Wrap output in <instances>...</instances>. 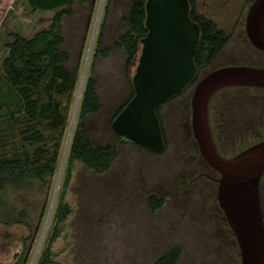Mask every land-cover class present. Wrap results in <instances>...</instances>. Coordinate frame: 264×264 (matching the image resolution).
Here are the masks:
<instances>
[{
	"label": "rangeland",
	"instance_id": "obj_1",
	"mask_svg": "<svg viewBox=\"0 0 264 264\" xmlns=\"http://www.w3.org/2000/svg\"><path fill=\"white\" fill-rule=\"evenodd\" d=\"M131 1L73 0L72 14H63L57 23L64 37L62 48L70 54L66 66L70 70L78 69L79 73L68 103L60 162L50 179H31L17 188L7 187L4 198L23 209L27 216L24 222L0 223V264L38 262L52 228V205L60 188L88 72L98 81L101 102V109L87 120L88 130L96 143L115 144L118 155L104 172H96L79 160L73 162L65 194L70 213L52 243V261L48 264H152L173 245L181 248L177 264H241L237 241L217 200L214 178L219 175L197 154L191 132L190 98L195 84L159 109L167 140L162 152L146 150L123 136L120 141L111 129V116L129 95L134 72V66H127L125 52L115 46L128 27L125 18ZM231 1L198 0L197 7L230 30L241 4V0ZM247 8L239 17L243 32ZM60 9H33L28 0H0L1 76L12 34L31 37L48 29ZM236 49L239 54L234 52ZM249 57L262 61L248 45L245 33L239 37L234 32L213 64L199 76L214 66L246 61ZM0 86L6 89L5 84ZM227 92L238 96L234 101L242 120L246 111L252 115L250 122L245 120L238 128L234 138H217L224 153H235V147L253 141H246L249 134L256 138L264 136V91ZM251 95L258 102H250ZM60 100L66 103L64 97ZM18 140V128L12 130L0 117V153L10 154L15 148L21 149ZM150 195L163 198V205L151 210ZM32 230L35 233L30 238Z\"/></svg>",
	"mask_w": 264,
	"mask_h": 264
},
{
	"label": "trees",
	"instance_id": "obj_2",
	"mask_svg": "<svg viewBox=\"0 0 264 264\" xmlns=\"http://www.w3.org/2000/svg\"><path fill=\"white\" fill-rule=\"evenodd\" d=\"M28 1L33 9H61L53 17L48 29L40 30L31 37L13 33V39L8 43V53L3 59L4 74L0 75V83L5 84L6 89L3 90L0 86V117L12 130L18 128V143L21 146V149L15 148L10 154L0 153V223L5 224L24 222L27 216L23 209H18L4 198L3 194L7 187L17 188L31 179L45 181L47 177L49 179L54 177L60 162L61 139L68 124V103L72 100L79 77L78 69L70 70L66 66L70 54L62 48L64 37L57 24L63 14H72L73 0ZM145 1H131L125 18L128 27L115 43L116 47L125 52L128 68L131 67L132 60L139 51L140 38L147 32ZM188 1L191 8L190 16L200 25L201 36L194 55L198 74L187 88L195 84L199 73L210 65L230 39V34L219 27L217 22L198 10V0ZM96 54L97 52L94 53V55ZM97 86L96 77L88 72L80 94L64 173L51 212L52 228L36 264H48L52 261V243L60 235L61 224L70 213L65 194L73 162L79 160L96 172H104L110 168L118 155L115 144L96 143L87 127L88 118L101 109ZM133 94L134 90L130 79L129 95L114 110L109 121L110 125ZM61 97L65 98L66 103H62ZM165 102L156 106L162 128L163 123L159 109ZM46 130L48 133L45 132ZM163 133L165 144H167L164 128ZM14 134L11 133V135ZM116 136L121 141L122 136L119 134ZM262 139L264 136L254 138L251 143ZM133 143L150 150L136 142ZM242 148L244 146L240 149ZM197 154L199 155V152ZM148 204L151 210H156L163 205V198L150 195ZM45 207L42 215L45 213ZM34 233L35 231L32 230L30 238L34 237ZM180 254L181 248L178 245H173L152 264H177Z\"/></svg>",
	"mask_w": 264,
	"mask_h": 264
},
{
	"label": "water",
	"instance_id": "obj_3",
	"mask_svg": "<svg viewBox=\"0 0 264 264\" xmlns=\"http://www.w3.org/2000/svg\"><path fill=\"white\" fill-rule=\"evenodd\" d=\"M190 9L188 0L145 1L147 32L131 65L134 94L110 125L116 134L154 152H162L166 145L156 106L182 92L198 72L194 55L201 30ZM245 32L255 47L264 50V0H253L248 7ZM230 85L264 87V68L228 64L201 76L190 98L191 132L199 155L219 175L217 200L237 241L241 264H264L263 184L260 194L264 139L226 157L210 129V98Z\"/></svg>",
	"mask_w": 264,
	"mask_h": 264
},
{
	"label": "flooded vegetation",
	"instance_id": "obj_4",
	"mask_svg": "<svg viewBox=\"0 0 264 264\" xmlns=\"http://www.w3.org/2000/svg\"><path fill=\"white\" fill-rule=\"evenodd\" d=\"M225 1L232 2L231 0H225ZM252 1L253 0H241L240 1L241 4H239L238 13L236 15L233 27L230 30H227L226 28L220 26L218 23L217 24H218L219 27H222L227 33H229L230 37H231V34H233L234 32H236L237 36H239V37L242 34L245 33L248 45L251 47L253 52H255L258 55L259 59H261L262 61H259L258 59L257 60H253V59H250V57H249V60L247 59L246 61H241V62L235 60L234 62H230V63L218 65V66H214L213 68H210L208 71L213 70V69L218 68V67H221V66H224V65H228V64H246V65H253V66H259V67H263L264 68V61H263L264 60V50L260 49L258 47H255L249 41V39H248V37L246 35V32H245V19H244V32H243V30L240 27L242 24H241V22H239V17L241 15L243 9L246 6L249 7L250 4L252 3ZM206 16L212 18L209 15H206ZM212 19L216 22V20L214 18H212ZM238 28H240L239 31H237ZM224 47L222 48V50L224 49ZM222 50L219 52V54L222 52ZM234 52L239 54V51L237 49L234 50ZM217 56L214 58V60L210 63V65L208 67H210L213 64V62L215 61ZM197 74H198V72H197ZM199 78H200V76H199ZM237 89H242L243 91H249L248 93H251L250 91H252V90L264 91V87H260V86L230 85V86H226V87H223V88L219 89L210 98L209 106H208V114H209V122H210L211 133H212V136H213L214 141L216 143L218 151L220 152V154H222V155H224L226 157L233 156L236 153H238L239 151H241V150L245 149L246 147H248V146L252 145L253 143H255V142H253V143H250V144H246L244 146V148H242V149H240V148L243 147V146L238 145V147H235L236 148V152L235 153L232 152V151L224 153L221 150V148H220L219 142L217 141V138H221V139L224 138L226 140L234 138L235 135L238 134V128H240L242 126L244 121L246 120V123H248V122H250V118L252 117V115L248 111H246L245 113L247 115L243 114V118L244 117L245 118L242 120L241 111L240 112L236 111V104H235L234 99L236 97H238V96L236 94L234 95V94L229 93L227 91H232V90H237ZM182 92H180L179 94H181ZM223 93H225L226 95H224ZM179 94H177V95H179ZM245 99L248 100L247 98H245ZM249 100H250V102H256V101L258 102V100L254 99V96H252V95L250 96ZM263 102L264 101H262V103ZM263 134L264 133H262V135ZM249 136L250 137H246L245 138L246 141H248V142L251 141V139L256 138V136H252V134H249ZM214 179H216V178H214ZM263 181H264V176L262 177L261 183H260V194H261V187H262Z\"/></svg>",
	"mask_w": 264,
	"mask_h": 264
}]
</instances>
